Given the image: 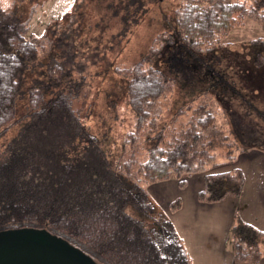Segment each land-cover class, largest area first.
<instances>
[{
	"label": "trees",
	"instance_id": "trees-1",
	"mask_svg": "<svg viewBox=\"0 0 264 264\" xmlns=\"http://www.w3.org/2000/svg\"><path fill=\"white\" fill-rule=\"evenodd\" d=\"M248 19L264 27V0L178 2L167 31L154 37L146 54L127 68H116L126 78L134 119L113 158L99 137L91 139L68 102L67 118L59 115L62 108L53 98L58 68L51 62L37 67L44 63L47 42L26 35L12 12L0 11V230L48 231L102 264H192L147 185L173 177L184 186L198 173L203 174L198 200L240 195L242 170L222 166L233 165L247 146L264 148V125L256 117L237 119L234 135L223 127L231 116L208 103L191 108L186 120L180 111L177 118L161 121L172 82L152 59L164 45L174 47L170 54L180 48L204 58L227 45L229 32ZM186 58L182 55L175 65L187 78L192 60ZM207 73L212 85L218 76L208 67ZM13 126L14 135H7ZM178 204L173 200L170 210ZM231 238L236 260L256 264L264 257V231L252 224L238 218Z\"/></svg>",
	"mask_w": 264,
	"mask_h": 264
},
{
	"label": "rangeland",
	"instance_id": "rangeland-1",
	"mask_svg": "<svg viewBox=\"0 0 264 264\" xmlns=\"http://www.w3.org/2000/svg\"><path fill=\"white\" fill-rule=\"evenodd\" d=\"M179 1L0 0V11L12 12L24 23L26 35L47 42L44 63L37 67L41 69L51 62L58 68L53 98L62 108L59 115L67 118L68 102L91 139L99 137L101 146L115 158L134 119L126 78L116 68H127L146 54L154 37L167 31ZM225 40L227 45L206 53L204 58L188 55L179 47L177 54H170L174 49L170 45L162 46L161 53L153 57L152 64L172 82L161 121L177 118L180 111V117L186 120L191 108L208 103L223 108L226 117L231 116L223 127L234 135L238 134L233 127L237 119L245 122L256 117L264 125V27L248 19L243 26L232 29ZM182 55L192 60L186 68L187 78L186 71L175 65ZM207 67L208 72L213 70L218 76L212 85ZM23 108H19V114ZM16 129L13 126L7 135H14ZM157 182L147 185V191L158 209L165 212L160 196L170 204L174 199L169 200L161 190L153 191Z\"/></svg>",
	"mask_w": 264,
	"mask_h": 264
},
{
	"label": "crops",
	"instance_id": "crops-1",
	"mask_svg": "<svg viewBox=\"0 0 264 264\" xmlns=\"http://www.w3.org/2000/svg\"><path fill=\"white\" fill-rule=\"evenodd\" d=\"M253 145L245 147L233 165L222 166L223 170L234 166L242 170L244 184L238 196L216 202L198 200L197 194L203 185V174L198 173L187 177L184 186L172 179L154 186L153 191L160 193L161 190L169 200L179 199L178 206L170 210L167 207L170 202L157 193L192 264H251L235 259L231 231L238 218L264 231V148ZM256 264H264V257Z\"/></svg>",
	"mask_w": 264,
	"mask_h": 264
},
{
	"label": "water",
	"instance_id": "water-1",
	"mask_svg": "<svg viewBox=\"0 0 264 264\" xmlns=\"http://www.w3.org/2000/svg\"><path fill=\"white\" fill-rule=\"evenodd\" d=\"M0 264H102L69 240L48 231L0 230Z\"/></svg>",
	"mask_w": 264,
	"mask_h": 264
}]
</instances>
